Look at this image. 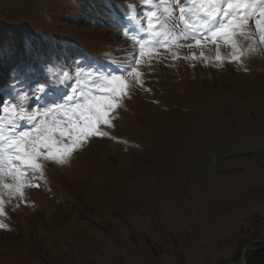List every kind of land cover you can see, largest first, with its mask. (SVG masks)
I'll list each match as a JSON object with an SVG mask.
<instances>
[{
  "label": "rangeland",
  "instance_id": "374dc122",
  "mask_svg": "<svg viewBox=\"0 0 264 264\" xmlns=\"http://www.w3.org/2000/svg\"><path fill=\"white\" fill-rule=\"evenodd\" d=\"M110 1L136 17L135 0ZM82 2L0 0V55L13 49L8 33L14 46L37 35V50L44 41L62 50L74 39L126 63L131 43L113 13L96 28L67 23ZM250 43L240 38L239 61L220 44L223 62L216 46L142 64L143 87L134 83L113 126H101L105 137L64 164L41 160L43 175L30 173L41 186L26 187L23 200L3 196L0 264H236L264 237V46L248 52ZM191 52L205 59H185Z\"/></svg>",
  "mask_w": 264,
  "mask_h": 264
},
{
  "label": "snow or ice",
  "instance_id": "6c2138e0",
  "mask_svg": "<svg viewBox=\"0 0 264 264\" xmlns=\"http://www.w3.org/2000/svg\"><path fill=\"white\" fill-rule=\"evenodd\" d=\"M147 12L137 28L139 35L124 30L131 41L126 63L113 65L112 70L88 74L86 82L71 85V94L64 103H54L40 112L27 110L22 103L0 101V215L4 214L3 196L9 201L23 200L26 187H39L31 174L43 175L41 160L64 164L75 151L92 137H105L101 126L112 127L113 113L129 97L133 84L143 87L140 66L153 57L171 55L180 58L174 49L203 48L215 44V60L223 62L220 42L231 48L229 62L239 61L246 53L239 40L251 41L248 52L264 46V0H143ZM132 9L128 18L132 19ZM178 13V15H177ZM250 21H254L253 31ZM163 49L164 52L160 50ZM185 59H205L195 52ZM81 75L83 69H79ZM67 73L59 77L67 83ZM132 77L133 79H128ZM34 92H43L38 84ZM20 122H31L30 130L17 131ZM2 227V225H0Z\"/></svg>",
  "mask_w": 264,
  "mask_h": 264
},
{
  "label": "trees",
  "instance_id": "16d2710c",
  "mask_svg": "<svg viewBox=\"0 0 264 264\" xmlns=\"http://www.w3.org/2000/svg\"><path fill=\"white\" fill-rule=\"evenodd\" d=\"M83 0L82 6L86 4L89 11L82 9L81 14L86 13L89 16V20L92 22V17L103 15L105 12H103V9H107V5L105 4V0ZM70 25L74 27H81V26H91V23L87 20H85L81 15H78L76 21L67 22ZM95 26V24H93ZM27 41V47L24 45V43ZM45 44L43 45V50L47 52L49 55V59H52L53 61H58L63 56H68L73 52V49L66 45L64 49L60 50L58 49H51L48 46L47 41H44ZM8 48V47H6ZM17 52L21 54L26 55H36L37 54V46L30 36H21L17 39L16 45L13 49H9V53H6V55L0 56V65L1 64H8V62L12 61V57L17 54ZM6 62V63H5ZM261 239H264V237H260ZM256 239V238H255ZM254 239V240H255ZM241 264H264V243H255L251 245L244 256V259Z\"/></svg>",
  "mask_w": 264,
  "mask_h": 264
},
{
  "label": "water",
  "instance_id": "95a60500",
  "mask_svg": "<svg viewBox=\"0 0 264 264\" xmlns=\"http://www.w3.org/2000/svg\"><path fill=\"white\" fill-rule=\"evenodd\" d=\"M260 242H261V243H264V240H254V241H251V242L247 243V244L244 246V248H243V250H242V255H241L239 261H238L236 264H240V263L242 262V260H243V258H244V255H245V253H246V250H247L251 245H253V244H255V243H260Z\"/></svg>",
  "mask_w": 264,
  "mask_h": 264
}]
</instances>
